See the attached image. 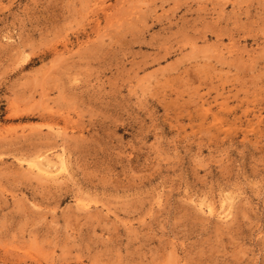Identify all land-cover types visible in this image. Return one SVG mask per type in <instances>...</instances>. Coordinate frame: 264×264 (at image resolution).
<instances>
[{"label": "rangeland", "instance_id": "rangeland-1", "mask_svg": "<svg viewBox=\"0 0 264 264\" xmlns=\"http://www.w3.org/2000/svg\"><path fill=\"white\" fill-rule=\"evenodd\" d=\"M103 1L0 0V264H264V0Z\"/></svg>", "mask_w": 264, "mask_h": 264}, {"label": "bare ground", "instance_id": "bare-ground-1", "mask_svg": "<svg viewBox=\"0 0 264 264\" xmlns=\"http://www.w3.org/2000/svg\"><path fill=\"white\" fill-rule=\"evenodd\" d=\"M97 1V5H103L104 4V1L103 0H96ZM94 5H96V4H94ZM207 110V109H206ZM210 110V109H209ZM208 111V110H207ZM60 134H62V135H66L67 134V130L66 129H63V130H61V132H59ZM66 158H64V155L62 154L61 156H60V166L59 167H57L56 168V170H54V171H52V167H50V165H45V164H43V162L42 161H32V160H30V161H27L28 162V164H27V167L29 168V169H31V170H33V172L35 171V173L36 174H38V173H40V174H43V175H46V177H48V175H55L56 174V172H58V173H60V172H65L66 170H67V167H66V160H65ZM52 176V177H53ZM83 202H86V201H83ZM83 202H81V200H78L77 201V204L79 205H81V207H82V205L83 206H88L87 205V203H83ZM79 205V206H80ZM87 208V207H86ZM230 208V207H229ZM214 209V208H213ZM211 207H210V211H212L213 210ZM225 209H226V207H225ZM224 209V210H225ZM227 210H228V208L224 211V217L223 218H226V220H227V218H228V216H230L229 215V211L227 212ZM230 212H231V209H230ZM231 214V213H230ZM221 216H223V213H222V215Z\"/></svg>", "mask_w": 264, "mask_h": 264}]
</instances>
